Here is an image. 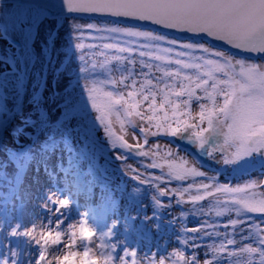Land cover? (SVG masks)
<instances>
[{"label": "snow or ice", "instance_id": "6c2138e0", "mask_svg": "<svg viewBox=\"0 0 264 264\" xmlns=\"http://www.w3.org/2000/svg\"><path fill=\"white\" fill-rule=\"evenodd\" d=\"M0 264H264V0H0Z\"/></svg>", "mask_w": 264, "mask_h": 264}, {"label": "rangeland", "instance_id": "374dc122", "mask_svg": "<svg viewBox=\"0 0 264 264\" xmlns=\"http://www.w3.org/2000/svg\"><path fill=\"white\" fill-rule=\"evenodd\" d=\"M87 21H81V23H86ZM95 36L96 34L95 33H85V36ZM85 43H100L99 40H93V39H85L84 41ZM76 64L79 63L78 60L75 61ZM198 108L194 105L193 107V113L195 114V111H197ZM117 127V130H118V125L116 126ZM183 144L187 145L186 142H183ZM115 162H113L114 164ZM113 169L110 168V171H112ZM155 171H158V170H155ZM116 176H119V173H116ZM116 176L113 177V179H116ZM231 177H234V178H237V180L235 181V183H243L244 182V179L246 177H244L243 174H232L231 176L228 177L229 181H231ZM124 180H127V177H124L123 178ZM100 207V210H101V213L102 215L99 216V218L101 220H105L106 218H108V215H110L109 213V210L106 206H104L103 204H100L99 205ZM85 211H88V209H84L83 212ZM149 212H151V208L148 209ZM178 213V210L177 209H173V214H177ZM106 216V217H104ZM79 217H81V215L79 214L78 216L75 215L74 217V221L76 222V220L79 219ZM107 221V219H106ZM110 223V221H108ZM184 226L186 227H192V226H195V221L189 217V219L187 221H184ZM179 226V225H178ZM152 240V241H151ZM144 241V240H143ZM139 242V245H141L142 249L141 251L139 252L138 255H142L143 252H147L149 249H151L152 252H156V251H159L161 249H167V251H171L172 250V246L175 245V236L172 235L171 233V230H169L164 236L163 238H157V237H153V236H149L147 239H146V242ZM151 241V242H150ZM210 241H207V240H203V241H200V243L202 244H206V243H209ZM159 246V247H156V246Z\"/></svg>", "mask_w": 264, "mask_h": 264}, {"label": "bare ground", "instance_id": "6f19581e", "mask_svg": "<svg viewBox=\"0 0 264 264\" xmlns=\"http://www.w3.org/2000/svg\"><path fill=\"white\" fill-rule=\"evenodd\" d=\"M79 204H80L79 209H78V210H74L73 213H72V220H70V221H66L65 225H63L62 227H66V224H67V223H74V222H75V221H74V214H75V213H78V212L82 213V212H83L82 209H83V207L85 206V202H84L83 200L80 199Z\"/></svg>", "mask_w": 264, "mask_h": 264}, {"label": "water", "instance_id": "95a60500", "mask_svg": "<svg viewBox=\"0 0 264 264\" xmlns=\"http://www.w3.org/2000/svg\"><path fill=\"white\" fill-rule=\"evenodd\" d=\"M7 2L8 3H16V2L25 3V2H28V0H7ZM163 31H167V30H163ZM172 34L180 35L178 33H172Z\"/></svg>", "mask_w": 264, "mask_h": 264}]
</instances>
